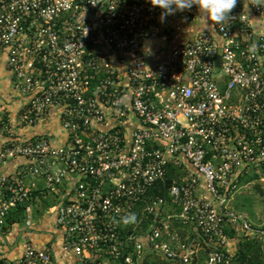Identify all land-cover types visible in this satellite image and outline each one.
<instances>
[{"label": "built area", "instance_id": "1", "mask_svg": "<svg viewBox=\"0 0 264 264\" xmlns=\"http://www.w3.org/2000/svg\"><path fill=\"white\" fill-rule=\"evenodd\" d=\"M249 9L237 0L233 19L150 66L145 44L173 37L150 0H0V62L25 97L20 124L58 108L67 135L62 146L47 136L5 142L0 164L26 163L0 177V232L18 208L30 227L50 194L62 251L81 264H144L148 253L193 264L197 236L206 264H231L227 227L264 253V228L228 207L244 177L264 183V7ZM169 169L168 197L146 201ZM36 176L44 188L26 183ZM141 203L153 218L143 232ZM4 264L55 263L28 244Z\"/></svg>", "mask_w": 264, "mask_h": 264}, {"label": "crops", "instance_id": "2", "mask_svg": "<svg viewBox=\"0 0 264 264\" xmlns=\"http://www.w3.org/2000/svg\"><path fill=\"white\" fill-rule=\"evenodd\" d=\"M240 1L245 3V0ZM156 20L161 27L171 30L173 37L170 40L161 37L150 40L145 44V56L150 66L166 61L173 48L202 32L211 31L214 25L210 20L206 21L201 16L197 6L192 21L186 20L183 11L176 12L174 15H169L163 19L159 15ZM25 102L24 95L15 88L13 76L6 68L5 63L0 62V150L11 137L25 140L47 136L55 145L62 146L66 144L67 135L60 124V111L58 108H52L34 126H21L20 115ZM25 163L26 161L23 158H17L0 164V177L19 171ZM26 183L28 185L35 183L38 188L46 186L45 181L40 176L30 177ZM53 203L54 197L49 194L39 204L35 205L30 227H26V225L19 222L17 216L22 214L23 211L21 213L17 212V215L13 214L17 210L11 212L6 219L5 228L0 232V264L19 259L28 244H32L36 248L49 250L55 264H81L73 254L62 251V234L55 225V214L52 211L47 213ZM181 231L186 239L197 236L191 228ZM236 234L233 239L228 238L227 249L231 254L236 252L238 243L243 236L242 233ZM195 240L200 255V252L205 250V245L200 236H197ZM106 264L114 263L109 262Z\"/></svg>", "mask_w": 264, "mask_h": 264}, {"label": "trees", "instance_id": "3", "mask_svg": "<svg viewBox=\"0 0 264 264\" xmlns=\"http://www.w3.org/2000/svg\"><path fill=\"white\" fill-rule=\"evenodd\" d=\"M177 172L174 169H169L167 178L164 182H161L155 185L148 193L146 197V201H150V199L154 197H168V191L170 186L173 183V179L176 177ZM247 177V176H246ZM244 177L242 182H252L255 179H258L256 176L251 175L249 178ZM245 179V180H244ZM256 191L264 194V190H262L260 184L255 185ZM240 203H236V207L240 209L242 206L239 205ZM145 206V203H141L133 212L135 220L141 219L143 222L141 224V230L146 231L147 227L152 224L153 218L148 215L142 214V208ZM21 208H18L16 212L13 214L17 215L16 213H21ZM125 227V226H124ZM264 228V225L262 226ZM133 227H131L132 230ZM137 233H141L138 229ZM226 234L229 238H234L237 234L236 232L230 228H226ZM206 252L201 251L199 258L193 264H206ZM123 264V263H122ZM144 264H177L166 260H161L153 253H148ZM231 264H264V253L261 250L260 242L253 237L252 235L243 234L242 239L238 243V249L234 254H232V263Z\"/></svg>", "mask_w": 264, "mask_h": 264}, {"label": "clouds", "instance_id": "4", "mask_svg": "<svg viewBox=\"0 0 264 264\" xmlns=\"http://www.w3.org/2000/svg\"><path fill=\"white\" fill-rule=\"evenodd\" d=\"M150 4L163 10L162 19L176 12L190 10L195 5L206 21L223 25L233 19L230 14L236 7L237 0H150ZM249 5L264 7V0H245L244 8L250 11Z\"/></svg>", "mask_w": 264, "mask_h": 264}, {"label": "rangeland", "instance_id": "5", "mask_svg": "<svg viewBox=\"0 0 264 264\" xmlns=\"http://www.w3.org/2000/svg\"><path fill=\"white\" fill-rule=\"evenodd\" d=\"M251 175L247 176L249 178ZM245 180V179H244ZM258 184L257 181L252 182H242L239 189L234 193L231 198V201L228 204V207L238 213L246 215L249 220L259 226L264 225V194L256 191L255 185ZM262 190H264V183H259ZM236 203H240L239 205L242 206L240 209L236 207ZM19 222L25 225L26 221L28 220V216L25 212H22L19 216ZM113 262L109 260L103 261L104 264ZM114 264H120L113 262Z\"/></svg>", "mask_w": 264, "mask_h": 264}]
</instances>
